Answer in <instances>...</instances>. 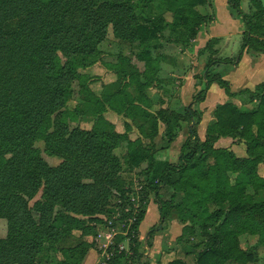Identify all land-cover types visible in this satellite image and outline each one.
Here are the masks:
<instances>
[{"label": "trees", "instance_id": "obj_1", "mask_svg": "<svg viewBox=\"0 0 264 264\" xmlns=\"http://www.w3.org/2000/svg\"><path fill=\"white\" fill-rule=\"evenodd\" d=\"M206 2L0 0V212L20 217L14 222L10 220L9 224L7 241L16 249L0 245L1 264H6L8 259L12 264L16 256L19 257L15 264H42L44 249L56 251L57 242L73 235V231L80 232V241L74 246L60 247L58 251L63 260H50L47 264H83L88 250L96 248L95 241L84 237L95 238L96 224L101 221L96 214L104 211L106 204L104 198L99 202L98 199L118 180L116 172L120 161L112 149L115 140L123 136L116 134L103 119L91 130H69L64 120L78 114V109L61 110L51 118L52 112L68 100L71 82L78 78L79 64L71 60L70 55H90L108 25H112L118 37L138 44L156 40V34L165 28L175 41L189 42L198 26L206 21L195 7ZM228 4L244 24L238 59L245 49L264 53L263 0H249L247 13L242 10L241 0H228ZM157 7L160 13L172 11L175 23H168L161 14L157 18H150V14L143 20L145 11ZM93 34H97V38H91ZM139 58L145 63L152 61L149 51ZM226 61L213 60L205 65L206 88L199 91L193 101L204 100L207 87L215 82L229 98L249 94L247 102L255 103L254 108L242 109L231 100L217 105L214 122L207 127L203 140L196 130L200 114L191 105L185 108L184 115L160 111L165 123L173 122L176 127L181 121L188 123V135L176 162L155 161L141 145L134 149L130 140L125 155L130 166L146 163L143 168L151 171L148 192L153 193L158 206L159 222H165L175 210L183 223L178 241L196 238L185 252L192 254L193 264H256V245L264 247V196L255 198L259 192L264 195V175L258 172L259 165L264 164V81L252 90L232 93L228 81L218 74L208 73L211 64ZM102 109L100 106L95 112L100 113ZM195 115H198L197 120ZM138 128L144 133L143 125ZM167 132L174 139L169 125ZM219 136L237 139L243 144L246 155L239 157L229 148L214 147ZM40 138L52 148L51 154L63 157L60 165L50 166L40 157L39 150L33 147V142ZM42 184L43 200L33 207L41 214L37 222L30 216L33 208H28L20 194L31 198ZM166 186L183 192L180 203H174L173 197L168 201L161 198L160 190ZM76 214L89 217L84 219ZM144 214L145 208L131 225L134 230L133 236L128 237L131 255L124 249L119 251L116 245H109L106 252L113 251L115 256L102 257L98 264H131L126 263V259L135 262L132 264H163L152 262L139 249L138 226ZM34 229L38 230L34 231L36 240L31 236ZM154 230L147 232L148 238ZM242 235L256 236V244L243 247ZM123 238L118 236L116 241L121 242ZM146 245L151 246L149 241ZM170 251L175 252V249ZM143 257L146 261H142ZM166 264L189 263L174 257Z\"/></svg>", "mask_w": 264, "mask_h": 264}, {"label": "rangeland", "instance_id": "obj_2", "mask_svg": "<svg viewBox=\"0 0 264 264\" xmlns=\"http://www.w3.org/2000/svg\"><path fill=\"white\" fill-rule=\"evenodd\" d=\"M209 2L211 3V0H208V5L210 4ZM212 5L215 24L208 31L215 35L225 34L223 35L218 56L228 58L226 62H218V66L215 69L223 79L237 77L238 80L241 79L244 83L247 82L245 86L250 87L251 83L247 79L252 75L255 67V65L252 67L249 62L250 56L246 57L245 62L241 64L237 72L234 70L235 62L238 60L241 51L242 36L238 32V22L231 18L232 7L229 6L227 0H212ZM247 5L249 6V1L243 0L242 9L244 12L247 11ZM158 8L153 11H145L143 20L148 18L150 14V18H157L161 14L168 23H175L172 11L162 10L160 13ZM204 12L206 13V11ZM6 23H9V21H6ZM156 37V40L142 44L130 42L118 37L113 31L112 25H108L105 33L100 38L101 41L97 42L94 51L90 55L83 56V53L70 55V59L79 64L76 68L78 78L71 82L68 100L61 108H56L51 114V118H53L58 111L74 112L78 109V114L74 113L64 120L69 130L74 128L91 130L98 124L99 119H103L113 128L116 134L123 136V138L115 140V147L112 149V153L120 161V169L118 167L116 172V179L118 180L113 182L114 187H109L108 192L102 194L98 199L99 202L101 198H104L106 204L103 206L104 211L96 214L101 221L99 223L96 222L97 234L95 238L91 236L84 237L88 241H95L96 248L93 250L96 251L97 255H101L96 264L102 261V257H113L112 255L114 254L113 251L112 253H107L106 249H104V252L99 250V243L107 246L116 245L119 251L124 249L131 255L128 242V237H132L134 234L131 225L138 213L146 207L148 199L153 198V193L148 192L151 171L143 168L146 167V163L139 166H130L126 162L125 155L129 151L128 140L134 143V149H139V145H141L149 154L153 155L155 161L176 162L180 147L188 135V123L181 121L178 127L173 126V122L165 123L161 120L159 112L174 111L184 115V110L188 106L191 97L193 99V96L205 87V85H201L205 65L215 59L209 53L210 47L212 48L211 44L206 45L205 43L202 45L201 42L193 44L190 41L186 43L175 41L168 28L158 32ZM91 38H97V34H93ZM145 51H149V58L153 62L145 63L144 59L139 58ZM242 54L240 56L241 61L243 60ZM211 65L208 69L210 75L214 74V72H211ZM258 66L263 69V61ZM192 78L195 80L196 85L200 83L201 88L195 87V90L190 88L193 81ZM216 88L221 89L217 85ZM234 88L236 87L234 86ZM248 95H242L239 97L240 102L236 101V103L252 109L256 104L247 102ZM206 103L208 105L211 102L207 100ZM99 105L103 106V109L102 111H100L101 109L99 110L100 113H96L95 111L100 107ZM190 105L192 109H195L194 111H200L197 104L192 102ZM148 115L150 116L149 119ZM195 117L197 120L198 115H195ZM154 120H156L155 125L153 124ZM138 125H143L144 133L138 128ZM168 125L171 128V133L175 135V137L173 136L174 139L170 135L168 136ZM51 129L52 126H50L48 131L50 132ZM33 147L39 150L40 157L50 166H58L64 161L62 156L51 154L50 149L52 148L46 146V143L41 138L33 142ZM94 167L96 168L97 164ZM258 172L260 175H264V164L259 165ZM84 181L90 183L91 180L84 179ZM101 184L104 185L103 182ZM42 191L43 184L31 198L24 194L20 195L26 199L28 208L32 209L37 202L43 200ZM147 192V198L145 199L144 196ZM160 193L163 200L168 201L173 197V201L176 204L180 203L184 196L182 191H177L167 186L163 187ZM263 196V193L259 192L255 195V198L262 199ZM177 214V211L172 210L165 222L160 223L158 220L153 227H149V223L143 224L142 235L138 232V239L140 243L139 249L145 254L144 256L149 258L146 255V251L154 245L156 235H162L163 245L166 251L167 249L169 250L168 255H172L170 249L180 250V252L185 253L188 250V246L195 242L196 238L188 239L187 237L178 241L183 223L179 221ZM76 215L84 219L89 217ZM30 216L33 221L40 222L41 214H38L34 208ZM19 218L0 212L1 246L5 248L11 246V242L7 241L10 231V220L14 222ZM172 220L179 224L181 228L180 234L166 237L165 233L168 231V226ZM40 228L42 230V227ZM151 228L155 229L154 234L148 238L147 232ZM34 231L38 230H32L31 234L33 240H36L37 236ZM118 236L124 237L121 242L116 241ZM101 237L102 240H100ZM79 238H81L80 232L73 231V235L65 236L57 242L55 245L56 251L44 249L43 256H41L42 264H47L50 260L53 262L63 260V256L58 249L76 245L80 241ZM256 240V236L242 235L240 244L243 247L252 246L256 244ZM146 241L150 242V247L146 245ZM256 246L258 252V262L256 264H264V247ZM11 247L16 249V246ZM45 247L47 248L46 245ZM18 257L16 256V258L12 259L13 262L11 263L15 264V259ZM168 258L170 256L166 260ZM93 259L94 256H91L87 264H93ZM124 260L122 261H126V263H135L129 259ZM142 261H146V258L143 257ZM5 263L9 264V259Z\"/></svg>", "mask_w": 264, "mask_h": 264}, {"label": "crops", "instance_id": "obj_3", "mask_svg": "<svg viewBox=\"0 0 264 264\" xmlns=\"http://www.w3.org/2000/svg\"><path fill=\"white\" fill-rule=\"evenodd\" d=\"M249 1V0H248ZM210 3V2H209ZM228 3V0H227ZM241 4L243 6V0H241ZM230 6V5H229ZM212 0L211 3L208 5V0L206 2V4L204 5H198L195 7V9L202 15L206 17V21L201 24L200 26H198L197 28V32L196 35L194 36L193 39L190 40V42L194 43H202L206 45L211 44L212 48L210 47V55H212L215 59L214 60H224V59H228L227 57H220L218 56L220 54V49H221V43L223 40V35H215L211 32H209L208 30L210 28H212L213 24H215V17L213 15L212 12ZM206 11V13L204 11ZM243 10V9H242ZM232 13H231V18L235 21L238 22V32L241 34V36L243 37V32H244V24L240 18V16L237 15V13L234 11V9L232 8ZM246 13L248 12V5H247V11H245ZM230 33V32H229ZM228 33V34H229ZM227 34V35H228ZM243 60L241 61L240 58L235 62L234 65V70L237 72L238 69L240 68L241 64L243 62H245L246 57L248 58V56H250V63L251 66L253 67V65H255L252 75L247 79L248 82L250 81L251 86H245L246 83H244L243 80H238L237 77H229L228 79H224L226 81H228L229 83V87H230V91L232 93H238L239 91L243 90V89H250L252 90L257 84H259L260 82L264 81V68L260 69L258 66L261 61H263V65H264V53H258L255 52L253 50L250 49H245L243 52ZM218 66V63H215L213 65H211V72H214V74H218L221 78L222 76L217 73L215 67ZM215 70V71H214ZM205 75V72H204ZM204 75H202V86L205 85L204 89L206 88V80L204 78ZM238 76V75H236ZM223 79V78H222ZM192 83H191V87L192 90H195L196 88H201L200 83H197L195 80L192 78ZM190 83V82H189ZM216 83L213 82L211 83L206 90V94H205V98L202 101H193L191 95V100L189 101L188 106L192 103L197 104L198 105V110H200L198 113L200 114V121L199 123L196 125V130H197V134L199 136L200 139H204L205 135H206V130L207 127L212 124L214 122V109L217 105L219 104H223L228 100H231L234 104H236L238 107L242 108V109H248L245 105H239L238 103H236V101L240 102V98L242 95H237L234 98H229L224 90L222 89H218L216 88ZM218 86V85H217ZM234 86L236 88H234ZM238 87H240L238 89ZM237 91H236V90ZM213 94V95H212ZM212 95V96H211ZM194 97V96H193ZM207 100L211 103H209L207 105ZM195 110V109H193ZM214 147L216 148H229L230 150H232V152L239 157H244L246 154L244 153V146L242 143H240L237 139H234L230 136H219L213 143ZM159 220V211H158V206L157 204L154 202L153 198L148 199L146 207H145V214L143 219L141 220L139 226H138V230L141 234L142 232V226L145 223H149V227H153L156 222H158ZM181 228L179 226V224L176 223L175 220H172L168 226V231L165 233L166 237H169L171 235L172 236H178L180 234ZM101 235V234H100ZM142 235V234H141ZM102 236V235H101ZM170 237V238H171ZM172 239V238H171ZM102 240V237L101 239ZM163 238L162 235H156L155 236V241H154V245H152L148 251H146V255H148V257L150 258V260H152V262H156L159 261L160 263L166 264L168 261H170L171 259L175 258H180L182 260H184L185 262L189 263V264H193L194 263V258L192 256V254H186L184 252H180V250H176L175 252H171V254H166V249L164 247V243H163ZM99 250H102L104 252V249H106L107 245H101V243H99ZM95 250H88V252L86 253L84 259H83V264H87V262L90 260L91 256H94L93 259V264H96V261L98 262L99 258L101 255H97L95 253ZM170 256V258H168V260H166V258ZM166 261V262H165ZM165 262V263H164Z\"/></svg>", "mask_w": 264, "mask_h": 264}]
</instances>
